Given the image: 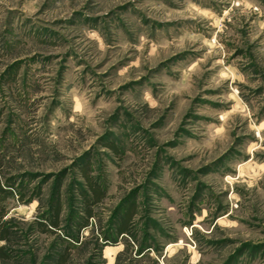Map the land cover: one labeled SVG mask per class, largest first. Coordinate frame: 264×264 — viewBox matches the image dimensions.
<instances>
[{
    "label": "rangeland",
    "instance_id": "rangeland-1",
    "mask_svg": "<svg viewBox=\"0 0 264 264\" xmlns=\"http://www.w3.org/2000/svg\"><path fill=\"white\" fill-rule=\"evenodd\" d=\"M0 183V264H264V0H0Z\"/></svg>",
    "mask_w": 264,
    "mask_h": 264
},
{
    "label": "trees",
    "instance_id": "trees-1",
    "mask_svg": "<svg viewBox=\"0 0 264 264\" xmlns=\"http://www.w3.org/2000/svg\"><path fill=\"white\" fill-rule=\"evenodd\" d=\"M85 170V169H84ZM83 178L85 180L86 190H82V204L87 213L88 219L93 217V207L97 204H100L106 197L105 191L101 188V186L93 180L90 175H88L87 171L83 172ZM14 192L7 189L4 185L0 183V260H7L9 258L8 250L6 247L2 246L3 242H9L11 236V226L5 220V217L8 214V210L6 207V201L10 198H13ZM57 216L54 222V225H58V217L60 213V209L56 210ZM133 214L125 215L124 220L120 226V232L126 233L129 229L130 221L132 220ZM69 254H66L64 257V261L68 260Z\"/></svg>",
    "mask_w": 264,
    "mask_h": 264
}]
</instances>
